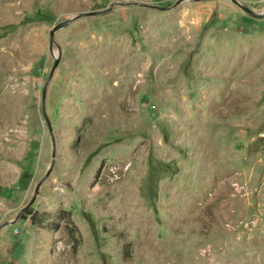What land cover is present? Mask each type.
Returning a JSON list of instances; mask_svg holds the SVG:
<instances>
[{"label": "rangeland", "instance_id": "obj_1", "mask_svg": "<svg viewBox=\"0 0 264 264\" xmlns=\"http://www.w3.org/2000/svg\"><path fill=\"white\" fill-rule=\"evenodd\" d=\"M176 1L0 0V264H264V16Z\"/></svg>", "mask_w": 264, "mask_h": 264}, {"label": "water", "instance_id": "obj_2", "mask_svg": "<svg viewBox=\"0 0 264 264\" xmlns=\"http://www.w3.org/2000/svg\"><path fill=\"white\" fill-rule=\"evenodd\" d=\"M182 1L184 0H177L173 5L167 7V8H157V7H152L153 9H157V10H160V11H167L169 9H171L172 7H175L176 5L180 4ZM231 3L233 5H235L236 7L240 8L242 11L246 12L249 16H251L252 18H262L264 16V10L261 12V13H256L254 12L253 10H251L250 8H248L247 6H244L243 4L241 5L240 3H238L237 1L235 0H230ZM98 13H102V12H94V13H91L90 15H82V16H79V17H73L71 19H68V20H64L62 22H59L58 24L55 25V27L53 28L52 32H50L49 34V50H50V53L52 55V59H53V69L50 71L49 73V76H48V80L46 82V84L44 85L43 89H42V102H43V107H42V115H43V118L45 120V123H46V126L48 128V132H49V135H50V139L52 140V154H51V163H50V166L44 176V179L38 183L35 187V190L33 192V196L32 198L30 199L29 203L27 204L26 207L30 206L36 199L37 195H38V191H39V188L41 187V185L43 183H45L48 179V177L50 176L52 170H53V167H54V163H55V146H56V143H55V140L53 139V136H52V130H51V126H50V123L48 121V118H47V115H46V112H45V98H46V90H47V86L49 84V82L51 81L52 77H53V74L55 72V70H57L58 66H59V55L57 53H55L53 51V45H54V35L56 32H58L59 30L65 28L68 26V24L70 22H72L73 20H76V19H79L81 17H90L91 15H97ZM25 207V208H26ZM24 208V209H25ZM19 219V216L17 217V219L15 221H12L10 223H6L2 226H0V231L2 229H4L5 227H7L8 225H13L16 223V221Z\"/></svg>", "mask_w": 264, "mask_h": 264}, {"label": "trees", "instance_id": "obj_3", "mask_svg": "<svg viewBox=\"0 0 264 264\" xmlns=\"http://www.w3.org/2000/svg\"><path fill=\"white\" fill-rule=\"evenodd\" d=\"M16 27H17V26L8 25V26L4 29V31L2 32V35H1V36H4V35H7V34H11V33H13V32L16 30ZM30 155H31V154H30ZM27 214H28V215H31L30 211H27ZM32 220H33L34 223H35V219L32 218ZM33 221H32V222H33Z\"/></svg>", "mask_w": 264, "mask_h": 264}]
</instances>
